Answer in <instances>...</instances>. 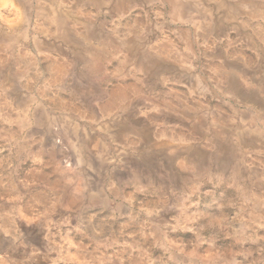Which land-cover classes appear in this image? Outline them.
Listing matches in <instances>:
<instances>
[{
    "label": "clouds",
    "instance_id": "clouds-1",
    "mask_svg": "<svg viewBox=\"0 0 264 264\" xmlns=\"http://www.w3.org/2000/svg\"><path fill=\"white\" fill-rule=\"evenodd\" d=\"M0 264H264V0H0Z\"/></svg>",
    "mask_w": 264,
    "mask_h": 264
}]
</instances>
